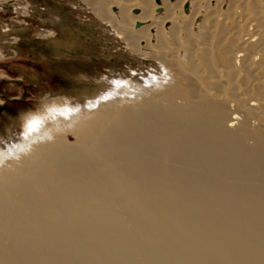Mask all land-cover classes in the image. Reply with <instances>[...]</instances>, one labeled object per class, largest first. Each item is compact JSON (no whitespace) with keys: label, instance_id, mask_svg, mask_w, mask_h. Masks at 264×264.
<instances>
[{"label":"bare ground","instance_id":"1","mask_svg":"<svg viewBox=\"0 0 264 264\" xmlns=\"http://www.w3.org/2000/svg\"><path fill=\"white\" fill-rule=\"evenodd\" d=\"M67 1L117 33L136 64L153 62L150 78L161 85L45 120L0 146V264H264V41L244 47L243 66L256 78L250 91L242 53L230 54L252 117L230 111L228 48L216 28L198 27L207 10L218 20L213 7L223 0ZM16 2L29 16L32 3ZM244 15L228 37L245 42L248 25L260 26L252 11ZM178 67L200 83L198 93Z\"/></svg>","mask_w":264,"mask_h":264},{"label":"rangeland","instance_id":"2","mask_svg":"<svg viewBox=\"0 0 264 264\" xmlns=\"http://www.w3.org/2000/svg\"><path fill=\"white\" fill-rule=\"evenodd\" d=\"M29 1L32 4L30 9H27L29 16L25 17L17 13L19 6L16 0H0V47L10 51L8 55L0 56L1 147L18 135L32 134L33 130L28 131L27 126L34 120L38 122L35 131L45 120H70L74 114L82 110H94L101 103L114 107L139 98L142 93L152 90L153 85L157 84L156 87L159 89L161 83H155L151 80L152 77L150 78L153 62L144 68L136 64L119 35L115 32L109 34L108 31L100 29L96 25L100 23L96 22L91 13L78 12L67 0ZM263 7L264 0H223L222 3H215L213 7L215 11L220 9L218 20L212 21V18L207 15L209 13L207 10V13L198 21V24H201L198 26L199 29L202 30L204 27L203 33L208 29L216 28L219 32L218 44L228 48L226 53L228 60L225 62L227 70L231 72L229 71L231 68V74L236 73L234 77H231L235 83L231 80L232 83L228 89L230 90L228 97L230 111L236 107H242L241 109L245 111L247 109V114L252 117L256 116L250 115L254 114L253 107L243 105L245 101L237 96L236 69L238 65L243 66L247 63L249 53L246 50L247 47L255 51L263 46L264 34L256 30L258 27L262 28L260 26L264 27V18L258 17ZM249 11H252L251 19L258 18L257 22L260 21V26L248 25L247 32L251 34L245 36L248 37L247 42L228 37L232 30H237L238 20L242 17L247 18L244 13ZM38 29H47L51 33L54 31L56 37L54 39L43 37ZM254 34L255 38L252 36ZM184 35L189 38V33L184 32ZM206 39L210 42L211 37L206 36ZM255 42L258 45L254 46V50L251 43L253 45ZM209 49L205 52L211 51V55L208 52L209 54L204 53L203 57L207 58L205 60V66H209L207 70L214 73V64L210 61L214 52L212 48ZM237 50L240 54L242 53L239 64L230 55L238 52ZM210 68L214 69L210 71ZM243 68L247 74L244 73L243 76L248 85L244 91H250L249 84L256 79L255 75L251 74L255 72L247 69L246 66ZM178 70L180 71H178V78H189L190 83L194 84L192 86L195 93H198L201 89L200 83L193 81L184 68L178 67ZM248 75L249 77L251 75V79ZM128 83H131V86ZM146 85L153 87L147 89ZM156 87L152 92L157 91ZM197 87L200 88L198 91ZM249 95L247 94L246 97L249 98ZM261 117H258V122L264 128V118ZM237 124L238 122H234L232 125L235 127ZM66 138L69 141L73 140L70 133L66 134Z\"/></svg>","mask_w":264,"mask_h":264},{"label":"snow or ice","instance_id":"3","mask_svg":"<svg viewBox=\"0 0 264 264\" xmlns=\"http://www.w3.org/2000/svg\"><path fill=\"white\" fill-rule=\"evenodd\" d=\"M37 121H32V122H30L29 124H28V131H32V130H34L35 129V127H36V125H37Z\"/></svg>","mask_w":264,"mask_h":264},{"label":"water","instance_id":"4","mask_svg":"<svg viewBox=\"0 0 264 264\" xmlns=\"http://www.w3.org/2000/svg\"><path fill=\"white\" fill-rule=\"evenodd\" d=\"M2 107V105H0V108Z\"/></svg>","mask_w":264,"mask_h":264}]
</instances>
